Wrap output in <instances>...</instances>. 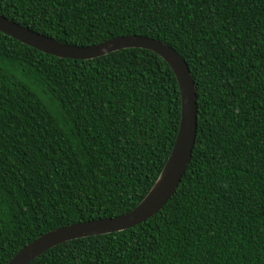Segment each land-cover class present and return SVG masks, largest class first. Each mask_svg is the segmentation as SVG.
<instances>
[{"label": "trees", "instance_id": "1", "mask_svg": "<svg viewBox=\"0 0 264 264\" xmlns=\"http://www.w3.org/2000/svg\"><path fill=\"white\" fill-rule=\"evenodd\" d=\"M0 15L69 45L160 40L197 95L191 158L162 208L28 264H264V0H0ZM180 113L151 50L61 58L0 32V264L47 231L134 208Z\"/></svg>", "mask_w": 264, "mask_h": 264}, {"label": "water", "instance_id": "2", "mask_svg": "<svg viewBox=\"0 0 264 264\" xmlns=\"http://www.w3.org/2000/svg\"><path fill=\"white\" fill-rule=\"evenodd\" d=\"M0 32L43 53L61 58L92 59L125 48H144L159 55L172 69L179 87L181 113L171 152L146 196L130 211L114 217L76 222L47 231L21 247L6 264H28L47 249L79 237L125 230L145 221L166 203L177 188L190 161L197 129V95L189 67L181 55L160 40L138 35H120L89 46L69 45L22 26L0 15ZM166 170L159 190L151 195Z\"/></svg>", "mask_w": 264, "mask_h": 264}, {"label": "bare ground", "instance_id": "3", "mask_svg": "<svg viewBox=\"0 0 264 264\" xmlns=\"http://www.w3.org/2000/svg\"><path fill=\"white\" fill-rule=\"evenodd\" d=\"M165 174H166V170L163 172V174L161 175L159 181L156 183L154 189L151 192V195L155 194L159 190V188L161 187V185H162V183L164 181Z\"/></svg>", "mask_w": 264, "mask_h": 264}]
</instances>
